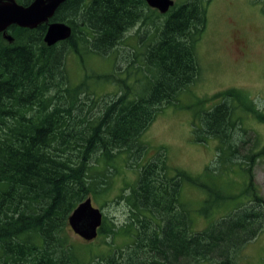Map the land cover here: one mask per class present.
<instances>
[{"label": "trees", "instance_id": "obj_1", "mask_svg": "<svg viewBox=\"0 0 264 264\" xmlns=\"http://www.w3.org/2000/svg\"><path fill=\"white\" fill-rule=\"evenodd\" d=\"M210 1L174 0L160 13L144 0H65L50 20L70 26L66 39L46 45L47 23L10 26L11 42L0 33V264H236L238 249L264 230V198L252 169L264 144L255 151V139L237 161L238 141L245 142L241 112L264 122V112L245 91L216 93L221 99L202 111L195 137L218 143L204 175L238 167L239 193L222 195L199 175L171 174L162 147L141 160L143 132L159 111L177 106L199 76L196 47ZM69 53L80 60L86 54L111 57L118 70L86 73L73 83L66 68ZM91 83L115 89L97 94ZM120 166L136 173L118 197L127 222L116 228L109 221L105 229L103 214L98 235L121 233L129 241L108 254L80 259L67 217L86 197L104 196ZM183 181L207 190L208 207L215 197L242 200L193 230L191 210L180 200Z\"/></svg>", "mask_w": 264, "mask_h": 264}, {"label": "rangeland", "instance_id": "obj_2", "mask_svg": "<svg viewBox=\"0 0 264 264\" xmlns=\"http://www.w3.org/2000/svg\"><path fill=\"white\" fill-rule=\"evenodd\" d=\"M134 31L132 29L126 35L130 36ZM121 46H126V42ZM121 52L118 49V56ZM196 55L200 67L198 78L187 91L180 94L177 106L165 107L159 111L143 132L141 141L145 142L146 150L141 160L143 162L151 158L162 147L171 174L183 171L191 176L199 175L201 182H213V189L218 193L237 194L243 186V177L238 167L234 166L230 171H222L215 176L209 173L210 178L207 174L204 175L205 167L215 161L218 143L213 138H206L204 142L195 141L198 132L196 129L201 126L202 111L220 101L221 98L215 94L228 88L245 91L256 108L264 112V0H211L207 8L206 29L197 44ZM118 63L124 64L122 56H119ZM113 65L111 57L95 54H86L80 60L69 53L66 60V68L73 83L82 80L86 73L100 74L118 70ZM93 86L97 94L115 89L112 84H92ZM241 115L245 127V132H242L245 142L238 141L237 161L244 160L243 155L255 146V139L259 142L255 151L260 150L264 144V122L250 113L241 112ZM236 131L240 133L238 129ZM129 161L134 163V159ZM252 169L258 193L264 198V153L255 159ZM119 172L104 196L91 198L93 205L100 207L107 218L105 229L109 226V221L114 222L116 228L127 222V209L118 197L121 188L134 180L136 173L122 166ZM207 197L208 192L203 186L183 181L180 200L191 210L193 230L204 229L242 200V197H238L235 200L220 201L215 197V204L208 207L205 203ZM67 232L78 256L83 260H88L90 255L108 254L124 247L129 241L121 233L106 232L87 241L74 234L69 226ZM235 255L236 264H264V230L240 247Z\"/></svg>", "mask_w": 264, "mask_h": 264}, {"label": "water", "instance_id": "obj_3", "mask_svg": "<svg viewBox=\"0 0 264 264\" xmlns=\"http://www.w3.org/2000/svg\"><path fill=\"white\" fill-rule=\"evenodd\" d=\"M65 0H33L28 5L18 3L16 0H0V32L9 41L12 36L7 33L8 27L35 28L51 19L58 6ZM149 7L166 13L174 4V0H144ZM70 34V26L65 22L53 21L47 26L44 41L53 45L66 39ZM103 211L94 206L90 196L79 202L67 217V225L74 234L91 241L98 235L102 224Z\"/></svg>", "mask_w": 264, "mask_h": 264}, {"label": "bare ground", "instance_id": "obj_4", "mask_svg": "<svg viewBox=\"0 0 264 264\" xmlns=\"http://www.w3.org/2000/svg\"><path fill=\"white\" fill-rule=\"evenodd\" d=\"M51 22H53V21H51ZM60 22H63V21H60ZM43 23H47V26H48V24L50 23V20H48L47 22H43ZM42 24V23H41ZM11 26H13V25H11ZM14 26H17V25H14ZM10 27V26H9ZM8 27V28H9ZM19 27V26H18ZM23 28H27V27H23ZM29 29H33V28H29ZM0 33H2V32H0ZM4 36V35H3ZM44 38V37H43ZM6 39V38H5ZM12 39H13V37H12ZM8 40V39H7ZM44 40V39H43ZM9 41V40H8ZM12 41V40H11ZM11 41H9V42H11ZM45 42V41H44ZM46 43V42H45ZM47 45V44H46ZM98 236V235H97ZM83 239V238H82Z\"/></svg>", "mask_w": 264, "mask_h": 264}]
</instances>
